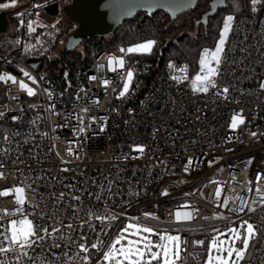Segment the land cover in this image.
Wrapping results in <instances>:
<instances>
[{
	"label": "built area",
	"instance_id": "2783aa9c",
	"mask_svg": "<svg viewBox=\"0 0 264 264\" xmlns=\"http://www.w3.org/2000/svg\"><path fill=\"white\" fill-rule=\"evenodd\" d=\"M33 32L26 29L19 34L13 49H0V59L29 72L39 89L37 95L29 96L26 90L20 89L18 82L0 81V112L4 113L0 116V130L3 128L0 164L4 165L0 168L4 174V178H0V189L17 184L31 185L28 198L38 205L35 213L45 214L35 222L46 223L49 231L51 226L60 227L64 239H59V233L53 234L42 245L38 243L34 249H29V255L21 257L20 264H39L40 259L50 264H65L63 253L71 256L78 251L71 241H78L82 231L87 233L89 243L95 242L100 235L107 245L118 228L132 217L138 218L140 223L170 228L172 232L179 229L182 238L188 241L209 240L213 233L207 225L223 231L239 227L241 218L264 225V207L254 205V213H247V210L228 213L218 206L214 196L219 183L224 189L222 196L242 195L251 203L257 195L256 173L264 174V89L259 88L260 81H264V6L233 22L218 80L221 87L229 86L227 100L215 95V89L194 94L190 80L176 83L170 78L173 74L179 75L172 69L157 74L139 94V77L148 67L143 59H131L130 54L123 53L124 69L110 71L107 68L109 54L122 55L119 48H127V45L108 48L87 67L77 69L75 94L71 100H66L53 88L52 79L45 70L28 63L32 58L41 59L45 53L42 45L33 40ZM25 45L32 47L26 52ZM98 65L104 67L98 69ZM127 68L134 72L130 92L117 99L122 88L120 74ZM2 73L11 74L6 70ZM91 76L97 79L90 80ZM104 79L111 83L103 85ZM49 92L53 94L51 99ZM95 99L98 105L92 103ZM53 104L55 108L51 109ZM84 108L88 109L87 113L80 111ZM241 109L245 124L230 129L231 116ZM13 116L17 119L13 120ZM80 116L84 117V132H79ZM251 132H257V137H252ZM70 141H75L71 144V154L65 150ZM137 144L145 146L143 154L133 149ZM189 157L192 162L185 172ZM249 159L252 162L245 167ZM208 161L214 163L209 166ZM260 183L264 184V180ZM249 187L251 191L247 190ZM165 188L168 195L161 196ZM61 193L64 194L62 198ZM74 195L81 199L73 200ZM185 202L198 212L193 222L177 225L169 214ZM14 204L11 197H0V208ZM73 204L77 205L75 215L70 207ZM89 209L103 214L110 211L118 219L103 233L99 221H94V231L87 227L82 229L80 222L87 220ZM146 210L155 212L159 221H145L143 213ZM24 211L34 214L30 205H25ZM217 212L230 220L201 219ZM57 218L60 223L54 225ZM69 222L73 225L71 230L65 227ZM52 243L60 247L50 248ZM16 255L13 252L0 254V260L16 264ZM100 255L97 253L91 264H95ZM205 255L204 246L191 243L182 252L188 263L203 261ZM71 264H75V260ZM250 264H264V233L258 236Z\"/></svg>",
	"mask_w": 264,
	"mask_h": 264
},
{
	"label": "snow or ice",
	"instance_id": "6c2138e0",
	"mask_svg": "<svg viewBox=\"0 0 264 264\" xmlns=\"http://www.w3.org/2000/svg\"><path fill=\"white\" fill-rule=\"evenodd\" d=\"M166 0H144V3L128 6L122 14L131 15L132 10L136 6H147L149 8L154 6H163ZM194 0H185V7L188 4L193 3ZM218 0H213L212 8L215 10ZM17 0H8L6 3H0V8H8L9 6H15ZM259 6H264V0H250V7L253 13L258 11ZM33 7H38V5H33ZM233 9L238 10L239 4L237 0H233ZM170 11L175 12L174 8H169ZM17 15H20L19 13ZM207 16V13L204 14ZM235 16L232 13H229L223 17V25L219 29V37L215 41L214 48L204 47L199 52V70L195 72L194 75L189 76V66L187 64L177 67L173 61H169L167 67L174 70V72L179 73V75H171V79L176 83H181L182 81L190 80V88L194 94L196 93H209L210 90L215 89V95L222 97L227 100L229 96V86L225 85L221 87L218 84L219 77L221 75V65L224 62L225 56V46L228 39L229 33L232 30V25L234 22ZM23 23V21H21ZM34 21H29L27 24L28 31L33 32L35 28L33 27ZM19 43V41H17ZM157 43L155 39H145L138 43H133L125 47H120L119 51L122 55L114 56L109 54L107 57V68L110 71H116L117 69H124L126 64L125 55L133 53L147 54L153 51L154 45ZM32 46L25 45V51L27 52ZM98 69L103 68V65H98ZM23 73V76L28 80L32 81L35 84V78L30 75L29 72L20 69ZM119 74V73H118ZM68 73H65L67 77ZM122 79V88L117 93V99L124 98L126 94L130 92V85L133 81L134 72L131 68H127L124 74H120ZM90 80L97 79L96 76L89 77ZM0 81H11L13 83H19V87L22 90H26L29 96L34 95L35 89L30 87L24 79L17 80V77L8 74L0 73ZM101 83L105 86L109 85L111 81L104 79ZM259 88L264 89V81H260ZM48 91V90H46ZM115 92L116 90L113 89ZM49 98L52 97V92H49ZM77 99H80L77 96ZM93 104L98 105V99L92 101ZM143 103V101L141 102ZM51 109L55 108V105H50ZM82 113H87L88 109L84 108L80 110ZM131 112L132 109H129ZM240 112H235L231 116V122L228 127L230 129H237L240 125L245 124V116ZM4 113L0 112V116ZM57 114V113H53ZM13 120H16L17 117L13 116ZM89 120H95V117H89ZM80 122L79 132L85 131L84 117H78ZM59 127V125H56ZM75 131V129H74ZM42 135H46L43 133ZM252 137H257V132H251ZM264 135V134H262ZM7 137L5 136V140ZM75 141H70L69 146L65 149L68 153H73V148L71 144ZM55 147V145H53ZM135 151H138L140 154L144 153L145 146L142 144H137L133 146ZM230 151V149H226ZM59 155V153H57ZM78 155V154H77ZM127 158V157H125ZM134 159L136 157H133ZM63 162V160H62ZM192 158L187 159V163L184 167V171L188 172V164H191ZM252 162L251 159L246 162L245 167ZM214 161H208L209 166H211ZM4 165L0 164V168H3ZM69 169H64L68 171ZM0 178H4V174L0 172ZM235 178V177H233ZM256 198H253L251 203L242 195H230L224 194L223 186L217 183L215 187V200L220 208H224L228 213H243L247 210V213H254L258 205L264 207V184L260 183L264 180V174L261 172L256 173ZM183 182V181H181ZM251 184V181L248 182ZM31 188V185L22 186V185H13L11 187H4L0 189V197H11L14 199L15 204L11 207L0 208V254H7L13 252L18 254L15 256L16 264H20L21 257H27L29 255V249H34L35 245L43 242L53 234L59 233V239H64L61 228L58 226H51V231H49V225L38 224L35 222L37 218L43 219L44 213H35V209L38 207L32 200L28 198V189ZM251 191L249 187L247 189ZM229 192L232 190L229 189ZM63 193L60 194L61 198ZM89 195H92L89 193ZM138 195V193H137ZM161 196H167V189H163L160 192ZM189 195L185 193V196ZM97 195V199H99ZM73 200L79 201L81 197L79 195H74ZM239 201L237 204L236 201ZM232 207H229V205ZM30 205L34 214H27L24 211V206ZM73 209V214L77 210V205L73 204L70 206ZM183 209V210H181ZM198 212L197 209L190 207V205L185 202L181 208H178L174 213H170L172 220L176 222L177 225H185L188 222H193L195 220V215ZM11 213V215H10ZM87 220L81 221L79 227L82 229L87 227L89 230L94 231V221H99L101 225V233L105 231V228H111L113 223L118 219L116 215L110 211L107 214L97 213L89 209L86 213ZM123 215V213H121ZM145 221H159V217L155 212L145 211L143 213ZM51 219V217H49ZM202 220L210 219H229L223 213L217 212L212 217H201ZM6 221V223H4ZM59 218L54 222L59 224ZM171 223V221H170ZM67 229L71 230L73 225L69 222L66 226ZM201 227H205L201 225ZM211 228L213 235L207 241L202 239L195 240H185L182 238L179 229L173 233L170 228L161 229L158 226H153L150 223H140L138 218L132 217L126 222H124L123 227H119L114 238L111 239L110 243L107 245L104 244V241L101 239L100 235L96 236L95 242L89 243L88 236L86 232H81L78 241L72 240L71 242L76 245L78 251L69 256L67 252H64L65 264H71L75 260V264H91L93 253L90 250H95L96 253H101L100 258L96 260L95 264H188L187 257H182V252L188 243H191L196 246H204L206 248V258L203 259L202 264H247V256L252 243L256 238L264 233V225H257L252 222H249L247 219H240L239 227L232 226L227 228L225 231L229 235L225 236L224 232L219 231L215 226L207 225ZM71 239V238H69ZM60 245L52 243L50 248H59ZM55 256L56 253L53 252ZM39 259V258H38ZM0 264H9L7 260H0ZM39 264H50L45 259H40Z\"/></svg>",
	"mask_w": 264,
	"mask_h": 264
},
{
	"label": "trees",
	"instance_id": "16d2710c",
	"mask_svg": "<svg viewBox=\"0 0 264 264\" xmlns=\"http://www.w3.org/2000/svg\"><path fill=\"white\" fill-rule=\"evenodd\" d=\"M38 0H36L37 2ZM8 0H0V3H6ZM28 4L33 3V0H28ZM210 0H199L197 6L183 16H186L185 21H176L178 17L171 21L170 16L164 11H158L152 16L145 12H139L135 17L127 19L117 28L114 33L108 37L84 38L82 45L84 52L77 48L63 52L60 57L52 58L50 52L57 46L59 39L68 33L73 22L67 19H58L55 22H44V26H37L32 37L34 41H38L43 45L45 53L42 55L41 69L45 70L52 79L53 88L58 89L64 99L71 100L76 90V70L87 67L102 51L121 45L129 46L130 43L145 40L155 39L154 51L148 55L130 54V58H141L147 64L146 72L139 77L141 89L139 94L143 93L147 88L148 82L160 73L169 71L167 67L169 61H173L176 66H189V74L193 75L199 70V52L204 47L211 48L218 37V31L221 24V17L225 12H232L235 18L252 13L250 0H237L239 9H233V0H227V7L220 9L215 15L210 16L208 23L205 24L202 19L203 14L209 9ZM262 6H259L260 8ZM4 10V9H2ZM63 14V13H62ZM22 28V27H21ZM195 30V34H189V30ZM25 32V31H24ZM19 31L13 32L11 36L17 37L24 33ZM8 33V32H7ZM41 36L42 42L38 39ZM46 45V46H45ZM9 71L14 76H21L20 68L13 62L0 59V73ZM65 73H68L65 77ZM5 95L6 87L3 85ZM3 133V128L0 130V136ZM258 237L252 243L246 258L247 264H250L257 247ZM93 257L97 254L95 250H91ZM250 254V255H249Z\"/></svg>",
	"mask_w": 264,
	"mask_h": 264
},
{
	"label": "water",
	"instance_id": "95a60500",
	"mask_svg": "<svg viewBox=\"0 0 264 264\" xmlns=\"http://www.w3.org/2000/svg\"><path fill=\"white\" fill-rule=\"evenodd\" d=\"M36 3V0H33ZM144 0H71L68 4L60 9L58 4L46 7L45 11L55 16L60 11L75 24V28L67 38L64 52L76 49L84 40L91 37H108L119 28L127 19L135 17L139 12H145L152 16L158 11H164L170 16L171 21H174L180 14L193 10L199 0H194L193 3L185 7V0H166L163 6H136L133 8L131 15L122 14V12L130 5L142 4ZM213 0L209 2V9L203 14L202 19L205 24L208 23L210 16L215 15L220 9L227 7V0H218L215 10L212 8ZM174 8L175 12L169 8ZM12 10L0 9V34L9 31L10 16ZM28 63L33 67H40L42 59H30Z\"/></svg>",
	"mask_w": 264,
	"mask_h": 264
},
{
	"label": "rangeland",
	"instance_id": "374dc122",
	"mask_svg": "<svg viewBox=\"0 0 264 264\" xmlns=\"http://www.w3.org/2000/svg\"><path fill=\"white\" fill-rule=\"evenodd\" d=\"M46 1H49V0H38L36 3H32L31 4H28V0H17V3L15 6H9L8 8H0V9H4V10H12L13 14L10 16V22H9V31L8 33H1L0 34V49L1 50H10V49H13L15 44L13 43L14 40L16 39L15 36H11L13 32H16L17 33L19 31L22 30V32H24L26 29H28L27 27V24L29 21H34L35 23L33 24V27L36 29L37 26H44V22H49V23H52V22H55L57 21L56 18H53V16H50L42 7L44 5H41L43 3H45ZM71 0H69L70 2ZM68 2V3H69ZM67 3V4H68ZM33 5H38V7H33ZM66 5V4H65ZM40 8H42L41 10H39ZM20 14V15H17V14ZM229 13H232V12H225L222 17H221V24H220V27L219 29L222 27L223 25V17ZM234 16L235 14L232 13ZM62 18L65 20L67 19V17L63 14L62 15ZM186 19V16H183V15H179L178 19L176 21L178 22H181V21H185ZM235 20V19H234ZM21 21H23V23H21ZM22 27V28H21ZM75 28V25L72 26L71 30L66 33L64 36H62L59 41H58V44L57 46L54 48V50L52 52H50V56L52 58H57V57H60L61 54L64 52V49L66 47V42H67V38L68 36L70 35V33L73 31V29ZM189 34H195V30L193 29H190L189 30ZM218 37H219V31H218ZM217 37V39H218ZM38 39H40V41L42 42V40L45 41L46 38H42L41 36H38ZM216 39V40H217ZM143 40H139V41H135V42H132L130 44H133V43H138V42H141ZM129 44V45H130ZM46 46V45H45ZM215 44L211 47V48H214ZM42 47H44L42 45ZM155 47V45H154ZM44 49V48H42ZM77 49L81 52L83 51L84 52V47L82 44H80ZM153 51H154V48H153ZM152 51V52H153ZM151 52V53H152ZM151 53H147V54H141V53H133L134 55H148V54H151ZM85 54V52H84ZM26 71V70H24ZM198 71V70H197ZM195 74V73H194ZM193 74V75H194ZM12 75V74H11ZM21 79H24L25 82L30 86V87H33L35 89V92L34 94H38V86L37 84H33L32 81L28 80L26 77L23 76V74L20 76ZM254 176V175H253ZM147 211V210H146ZM149 212V211H148ZM221 232H224L225 233V236L229 235V233H227L225 230L221 231ZM175 233V232H173ZM251 248V247H250ZM250 250V249H249ZM249 253V251H248ZM207 255V253H206ZM206 255H205V258H206ZM250 255V254H249ZM188 264H202V261H199V262H196V263H188Z\"/></svg>",
	"mask_w": 264,
	"mask_h": 264
},
{
	"label": "flooded vegetation",
	"instance_id": "af4514ba",
	"mask_svg": "<svg viewBox=\"0 0 264 264\" xmlns=\"http://www.w3.org/2000/svg\"><path fill=\"white\" fill-rule=\"evenodd\" d=\"M69 2V0H49V1H46L45 3L41 4V5H44L42 8L45 10L46 7L48 6H52L54 4H58L60 9H62V7L67 4ZM42 8H40L39 10H41ZM62 12L60 11L57 15L53 16V18H56L57 20L58 19H62ZM51 16V15H50ZM75 25V24H73Z\"/></svg>",
	"mask_w": 264,
	"mask_h": 264
}]
</instances>
